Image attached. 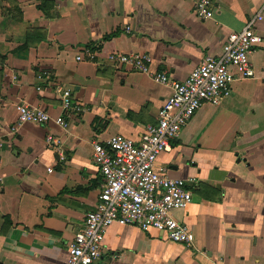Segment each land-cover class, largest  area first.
<instances>
[{
	"label": "crops",
	"instance_id": "obj_1",
	"mask_svg": "<svg viewBox=\"0 0 264 264\" xmlns=\"http://www.w3.org/2000/svg\"><path fill=\"white\" fill-rule=\"evenodd\" d=\"M197 1L0 0V264H65L100 193L91 143L136 141L156 123L169 88L109 55H148L151 72L182 81L255 16L262 41L249 55L254 76L197 110L154 164L187 183L192 201L174 217L193 245L112 224L101 262L264 264V0H210L206 19ZM84 48L90 55L77 61ZM42 71L48 78L39 83ZM62 90L80 113L62 112ZM20 104L51 121L17 125ZM60 117L65 128L53 122Z\"/></svg>",
	"mask_w": 264,
	"mask_h": 264
},
{
	"label": "built area",
	"instance_id": "obj_2",
	"mask_svg": "<svg viewBox=\"0 0 264 264\" xmlns=\"http://www.w3.org/2000/svg\"><path fill=\"white\" fill-rule=\"evenodd\" d=\"M209 6L210 0H198L195 3L197 15L208 18L211 14ZM259 20L255 16L240 31L229 33L220 55L204 56L182 81L167 77L165 73L151 72L148 55L108 56L112 64L128 66L167 86L170 95L159 108L156 123L147 126L138 140L113 135L104 143H91L92 161L101 175L100 193L95 209L86 213L82 227L74 234L65 264H114V255L107 262H101L104 235L112 224L134 226L141 231L153 229L171 242L188 248L193 245V234L174 217V211L184 210L192 201L187 183L170 178L164 170H156L154 164L161 153L170 150V141L177 137L197 110L206 104L218 106L234 81L254 76L249 55L262 41L254 30ZM90 53L89 48H84L75 59L81 61L83 55ZM47 78V71L36 76L39 83ZM40 89L38 85L37 90ZM60 100L62 112L82 111L69 90L61 91ZM15 110L17 125H45L51 121L47 112L31 106L20 104ZM53 122L62 128L67 126L61 117ZM15 129L16 126H12L11 133ZM47 141L53 142L52 137L49 136Z\"/></svg>",
	"mask_w": 264,
	"mask_h": 264
}]
</instances>
